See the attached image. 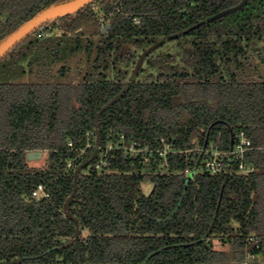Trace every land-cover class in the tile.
Listing matches in <instances>:
<instances>
[{"label": "trees", "instance_id": "trees-1", "mask_svg": "<svg viewBox=\"0 0 264 264\" xmlns=\"http://www.w3.org/2000/svg\"><path fill=\"white\" fill-rule=\"evenodd\" d=\"M68 1L0 0V44ZM241 1L91 0L0 58V264H231L250 235L264 257V76L253 63L264 60V0L207 22ZM170 36L181 50H155L131 80L141 53ZM66 52L87 64L73 72L80 81L69 79ZM96 130L99 145L81 154ZM238 131L252 141L254 172L232 163L210 174L200 154L184 153L217 139L230 149ZM161 139L178 152L166 163ZM131 146L139 152L126 155ZM30 151L46 166L32 167ZM38 184L48 198L31 197ZM74 185L79 237L62 248L75 232L63 213Z\"/></svg>", "mask_w": 264, "mask_h": 264}, {"label": "built area", "instance_id": "built-area-1", "mask_svg": "<svg viewBox=\"0 0 264 264\" xmlns=\"http://www.w3.org/2000/svg\"><path fill=\"white\" fill-rule=\"evenodd\" d=\"M128 17V16H127ZM135 23L138 24V21L135 19ZM107 24V21H106ZM106 24H100L101 27H105ZM87 144L85 148L81 150V154L85 152L87 148L94 147L96 142V132L91 131L86 133ZM162 148L156 150L158 157L162 159L164 163H166L167 154L173 153L174 155L178 153L173 150L172 145L169 142H166L164 139H161ZM71 146V143L68 144ZM221 142L219 139L216 141H212L208 144H205L202 147H196L192 149H188L184 151V153L191 154L190 161H194L193 155L195 153L200 154L202 158V169L210 174H219L228 171V166L232 163L237 165V172L248 174L256 171V169L247 163L245 160V155L248 151L252 150L253 144L252 141L245 135L243 131H238L233 134L231 140V148L227 150H223L220 148ZM112 144H108L102 148V156H105L106 152L112 149ZM126 155L130 152H139V150H135L133 146L126 149ZM142 151V150H141ZM186 160H189L188 158ZM102 161L95 164V169H99ZM103 164H105L103 162ZM74 166L72 161L67 163V167L70 168ZM168 167V166H166ZM185 174L189 173V170L186 169ZM32 198H48V192L46 191V187L43 184H38L36 188L31 193ZM245 256L244 259L240 262H234L231 264H264V257L260 253V250L263 249L262 243L258 237L250 235L246 238L245 241ZM256 250V252H255Z\"/></svg>", "mask_w": 264, "mask_h": 264}, {"label": "water", "instance_id": "water-1", "mask_svg": "<svg viewBox=\"0 0 264 264\" xmlns=\"http://www.w3.org/2000/svg\"><path fill=\"white\" fill-rule=\"evenodd\" d=\"M90 1L91 0H71V1H68L65 3H61L58 5L52 6L49 9L43 11L42 13L37 15L35 18H33L32 20H30L26 24H24L13 35H11L2 44H0V58L3 57L15 45H17L19 42H21L26 36H28L30 33H32L36 28H38L43 23H45L51 19L63 16V15L73 13V12L77 11L79 8H81L84 5H86L87 3H89ZM246 2H247V0H242L237 6L226 9L224 11H221L220 13L210 17L209 19H207V22L214 21V20L219 19L225 15L231 14V13L239 10L240 8H242L246 4ZM103 31H105V29ZM175 37L176 36H170V37H167L166 39H161L158 42L151 45L149 48H147L144 52H142L141 55L139 56L136 64H135V67H134V70L130 76V79L134 80L137 77L139 70H140L144 60L147 58V56H149L152 52H154L156 49L161 47L167 41H170V40L174 39ZM99 143H100V135H99V131L96 130V144L99 145ZM42 155H43V153L41 151H30V152L26 153V159L28 161H37L42 157ZM81 168H82V165H80L78 167V169L76 170V173L74 176L75 177L74 182H76L77 173L80 171ZM75 192H76V185H74L72 195L67 198V200L64 204V207H63L64 216L75 223V232H74L72 238L69 239L62 246V248L68 247L69 245H71L74 242L75 239H77L79 237V228H80L79 221L70 211V203L72 201V197L75 194Z\"/></svg>", "mask_w": 264, "mask_h": 264}, {"label": "rangeland", "instance_id": "rangeland-1", "mask_svg": "<svg viewBox=\"0 0 264 264\" xmlns=\"http://www.w3.org/2000/svg\"><path fill=\"white\" fill-rule=\"evenodd\" d=\"M99 17H100V19H99L100 24H106L105 18L103 16H99ZM262 45L264 47V41H263ZM187 49H188V47H186L185 50H187ZM180 50L181 49L178 46H175L174 40L173 41L170 40V41H167L165 44H163L158 49H156L155 55L156 54L165 55L167 53H172L174 55V54H177V52H179ZM187 54H185V55H187ZM66 55H69V56H67L68 58L66 57V59H64L63 63L66 64L67 66L69 65V67H68V70L70 71V73H69L70 78L69 79L75 80V81H80L81 77L80 76L77 77V74L73 73V72H77L79 69L81 71L82 68L84 69L85 67H87L86 62L84 61V59L80 58L82 55L79 58L77 56L72 57V55L69 52L68 53L66 52ZM75 55H80V54L77 53ZM94 57H95V50H93L92 55H91V58H94ZM184 57H185L184 55H181V56L179 55L177 58H178V60H181ZM131 63H130V65H128L129 69H132L133 62H131ZM253 63H254V65H257L258 69L260 70V74L264 76V60H263V62H261V60H259L257 57H255ZM61 65H62L61 63L55 64L52 71L54 73H57V71L61 67ZM81 66H83V67L81 68ZM21 80L31 81L33 79L30 78L29 76H26V77L22 78ZM17 81H20V80H17ZM31 166L34 168H37V169H41V168L45 167L46 166V158L42 157L41 159L35 161V163H32ZM151 188H152L151 184L142 185V190L145 193H148L151 190ZM212 243H213L214 248H216V249H220L223 247L225 248V246L222 245V241H218L217 239L213 240Z\"/></svg>", "mask_w": 264, "mask_h": 264}, {"label": "crops", "instance_id": "crops-1", "mask_svg": "<svg viewBox=\"0 0 264 264\" xmlns=\"http://www.w3.org/2000/svg\"><path fill=\"white\" fill-rule=\"evenodd\" d=\"M41 158H42V157H41ZM41 158H40V159H41ZM31 162H32V163H35V161H31Z\"/></svg>", "mask_w": 264, "mask_h": 264}]
</instances>
